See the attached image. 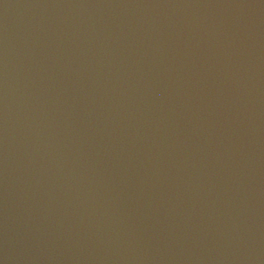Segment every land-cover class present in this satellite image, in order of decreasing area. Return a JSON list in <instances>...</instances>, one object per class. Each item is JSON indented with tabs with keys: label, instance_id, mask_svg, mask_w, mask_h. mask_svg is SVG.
Returning a JSON list of instances; mask_svg holds the SVG:
<instances>
[{
	"label": "water",
	"instance_id": "95a60500",
	"mask_svg": "<svg viewBox=\"0 0 264 264\" xmlns=\"http://www.w3.org/2000/svg\"><path fill=\"white\" fill-rule=\"evenodd\" d=\"M0 264H264V0H0Z\"/></svg>",
	"mask_w": 264,
	"mask_h": 264
}]
</instances>
